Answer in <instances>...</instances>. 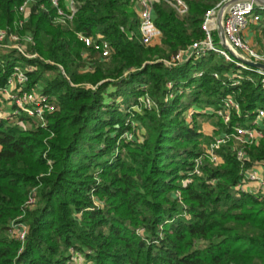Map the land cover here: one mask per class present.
<instances>
[{"label": "trees", "instance_id": "1", "mask_svg": "<svg viewBox=\"0 0 264 264\" xmlns=\"http://www.w3.org/2000/svg\"><path fill=\"white\" fill-rule=\"evenodd\" d=\"M24 1L0 0V28L31 35L29 52L38 57L0 48V86L13 67L33 66L29 85H38L57 110L46 127L25 116L19 121L30 129L0 121V264H264V195L234 190L246 171L264 163V121L262 139L243 146L242 162L230 141L216 151L219 166L203 160L200 175H189L210 139L182 117L196 107L202 112L193 120L217 119L213 134L232 132L264 109L257 76L229 86L225 75L236 66L213 52L176 68L159 61L202 40L206 12L223 0H190L182 18L156 4L161 38L153 47L136 37L130 0H73L75 13L65 23L50 0H30L19 27ZM77 33L102 36L110 57L102 61L85 49ZM86 51L91 70L81 56ZM197 71L203 74L195 78ZM167 82L183 94L168 99ZM229 94L240 113L232 111L227 126L205 111L217 110ZM143 96L152 109L122 112ZM127 118L143 130L141 141L122 137ZM18 224L27 229L23 240L14 232Z\"/></svg>", "mask_w": 264, "mask_h": 264}, {"label": "built area", "instance_id": "2", "mask_svg": "<svg viewBox=\"0 0 264 264\" xmlns=\"http://www.w3.org/2000/svg\"><path fill=\"white\" fill-rule=\"evenodd\" d=\"M51 4L57 9L58 20L62 23L71 21L75 13L73 0H50ZM190 0H130L133 4L138 18V31L140 41L145 46H153L160 41L161 33L154 25V6L159 3H164L170 6L177 17L182 18L188 13V2ZM228 0H223L215 8L206 12L201 29L204 33V38L200 41L192 43L185 49L178 51L175 55L167 60H159L167 68H176L185 63L192 64L200 61L208 53L213 52L221 56L226 62L236 66V71L225 75L227 83L231 87H237L242 81H254L252 75H256L259 85L264 91V71L249 67L242 62L232 58L225 50L217 48L212 38V32L215 30V17L219 6ZM64 3L65 9L61 8V3ZM31 7L30 0H26L18 8L22 18L18 22L21 27L29 17ZM252 2L241 1L230 6L224 18V34L230 48L240 57L244 59L264 65V52H259L251 47L243 38V31L251 24L257 23L260 19L254 12ZM256 21V22H254ZM77 40L84 46L85 49H90L99 54L100 59L106 61L111 55V48L108 42L104 41L102 36L96 37L86 36L82 33L76 34ZM34 45L31 35L19 36L15 33H10L5 29L0 28V48L6 50H15L21 56L32 59L38 57L37 54L29 52ZM82 59L87 62L86 70H91L92 58L88 52H84ZM33 66H15L13 67L6 83L0 86V121L10 124H19V118L25 116L32 121L38 123L40 127H46V117L57 110L55 101L44 94L38 85H29V73L33 72ZM248 73V74H245ZM194 77H200L201 73L194 74ZM218 79V75L213 74ZM173 82H167L168 89L167 98L173 99L174 88ZM181 92L177 88V93ZM137 108L150 110L154 107V103L147 96L138 99ZM238 105L235 103L231 94L224 97L219 105V108L214 111H205L206 114H215L220 118L225 125H229L231 121V112L238 110ZM140 110V111H141ZM136 111V112H140ZM202 112L198 111L197 113ZM254 119L248 121L245 125L235 126L232 132L222 134L215 138L212 142L209 151L200 156L207 157L212 165L217 166L222 163L221 158L216 151L230 141H233L236 146V158L242 162L245 158L243 146L258 145L262 139L261 122L264 121V109L258 108L254 112ZM200 169V168H199ZM193 168L189 175H200V170ZM234 190L236 192L251 193L257 198L264 195V163L260 162L254 165L250 170L245 172L243 179L238 183ZM33 197H30L27 204L33 203ZM14 232L19 240H23L26 236L27 229L25 226L15 225Z\"/></svg>", "mask_w": 264, "mask_h": 264}, {"label": "rangeland", "instance_id": "3", "mask_svg": "<svg viewBox=\"0 0 264 264\" xmlns=\"http://www.w3.org/2000/svg\"><path fill=\"white\" fill-rule=\"evenodd\" d=\"M253 14H256V15H257L258 17H260V19H261V21L258 20V22H260V26H261V27L259 28V30L256 31V33H257L256 44H257L258 50H260L261 52H264V35L262 34V29L264 28V10L255 7ZM254 22H256V21H254ZM252 24H255V23H251L250 25H252ZM215 33H216V32H215V30H214V31L212 32V38H213L214 44H215V46H216L217 48L222 49V47H221L220 44L218 43L217 35H216ZM136 37H137V38L139 37V32L136 33ZM153 46H154V45H153ZM153 46H150V47H153ZM242 58H246V57L243 55ZM60 72L63 73L61 69H60ZM198 73H201V75L203 74L202 71H197V72L193 73V75H194V74H198ZM231 73H232V72H231ZM193 77H194V76H193ZM195 78H196V77H195ZM177 88H179V90L181 91V92H179V94L177 93ZM189 89H190V88L186 87L185 93L189 92ZM171 91L173 92V99H174L177 95H181V94H183V93H182L181 86H176V85H175L174 88H172ZM119 101H120V100H118V103H119ZM109 102H110V101H109ZM137 103H138V100H137ZM121 105H122V104H121ZM129 105H130L129 108L126 109V110H125L126 105L121 106V110H122V112H124V113H129V114H130V112H132V111H140V110H141V108H137V107H135L134 105H132V102H131ZM238 110H239L238 113H240V108H238ZM198 111H201V110L197 109L196 107H190V108L186 109L185 112L182 113V117L185 119V121L187 122L188 125H191V126H192L194 122H195L196 124H198L199 127H200V131L203 133V135H205L207 138L210 139V141L207 140V142H206V140H205V141L203 142L202 146H201V147H202V150H203V153H205L206 151H209V150H210V147H211V145H212V142H213V140H214L215 138L219 137V136L222 135V134H226V133L223 132V133H220V134H213L214 130L217 129V127L214 125V124L216 123V121H217V119H215V118L213 119V118H207V117H201V116H199V117H196V118L193 120L194 115H195ZM127 119H128V120H127V123H126V124H127V126H129L130 129L126 130V131L123 133L122 137L125 138V139H127V140H130V141H132V140H139V141H141V140H142V135H143V133H144L143 130H142L140 127H138V126L135 124L134 121H131L130 118H127ZM33 122H35V121H33ZM221 122L223 123L222 120H221ZM34 124H37V126H39L38 123H36V122H35ZM46 125H47V123H46ZM244 125H245V124H244ZM18 126H20V127L23 128V129H30V128L33 126V124H31V123H29V122H28V123H21V122H19ZM241 126H242V125H241ZM228 143H229V142H228ZM228 143H227V144H228ZM225 145H226V144H225ZM203 160H204V161H208L209 164L212 165V163L209 161V159H208L207 157H203L201 160H200L199 157H197V158L194 159V161H193V168H194V169H195V168L199 169L200 166L202 165ZM219 165H220V164H219ZM219 165H217V166H219ZM213 166H214V165H213ZM217 166H215V167H217ZM175 195H176V196H179V193L176 191V192H175ZM97 204H99V203H97ZM99 205H100V206H101V205L103 206L102 203H100Z\"/></svg>", "mask_w": 264, "mask_h": 264}, {"label": "water", "instance_id": "4", "mask_svg": "<svg viewBox=\"0 0 264 264\" xmlns=\"http://www.w3.org/2000/svg\"><path fill=\"white\" fill-rule=\"evenodd\" d=\"M241 1L252 2L254 7L264 10V0H228V1H225L224 3H222L218 8V10L216 12V17H215V32L217 35L218 43L220 44L222 49L225 50L235 60L242 62L243 64H245L249 67H252L255 69H260V70L264 71V65L250 62V61L240 57L237 53H235L230 48V46L226 40L225 34H224L223 24H224V18H225V15H226L228 8L230 6H232L233 4H235L237 2H241ZM125 34L129 39L132 38V35L129 32H125Z\"/></svg>", "mask_w": 264, "mask_h": 264}, {"label": "crops", "instance_id": "5", "mask_svg": "<svg viewBox=\"0 0 264 264\" xmlns=\"http://www.w3.org/2000/svg\"><path fill=\"white\" fill-rule=\"evenodd\" d=\"M134 11H135V9H134ZM259 20L261 21V19H259ZM260 27H261L260 22H257L255 24L249 25L242 33L243 38L248 42V44L259 52H261V51L258 50V47L256 44V38H257L256 31L259 30ZM159 43H160V41L156 42L155 45H158Z\"/></svg>", "mask_w": 264, "mask_h": 264}]
</instances>
